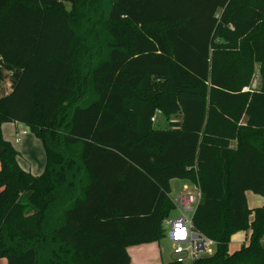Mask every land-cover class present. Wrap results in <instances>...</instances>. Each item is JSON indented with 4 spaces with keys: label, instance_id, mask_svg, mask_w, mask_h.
<instances>
[{
    "label": "trees",
    "instance_id": "obj_1",
    "mask_svg": "<svg viewBox=\"0 0 264 264\" xmlns=\"http://www.w3.org/2000/svg\"><path fill=\"white\" fill-rule=\"evenodd\" d=\"M0 55L21 70L0 96L4 264H129L165 237L174 178L200 190L192 228L215 245L162 264H264L246 199L264 194V0H0ZM12 121L40 139L39 174Z\"/></svg>",
    "mask_w": 264,
    "mask_h": 264
},
{
    "label": "crops",
    "instance_id": "obj_2",
    "mask_svg": "<svg viewBox=\"0 0 264 264\" xmlns=\"http://www.w3.org/2000/svg\"><path fill=\"white\" fill-rule=\"evenodd\" d=\"M20 71V68L6 63L0 55V96L7 94L9 91H11L20 74ZM255 85H257L258 87L259 80L256 81L254 86ZM251 87L256 88L253 86ZM1 131L3 137L8 140L18 151V161L20 166L33 174H39L43 170L42 168H44V166L41 163L42 156L40 154L42 143L40 141L39 144L38 137H36L29 130L28 126L16 121L2 123ZM19 132L22 135L21 138L19 136ZM15 139H17L18 141H15ZM34 149H36V159L34 156ZM43 160L45 163L44 152ZM184 185L187 186V184ZM250 192L251 191H246V199L248 206L250 208L264 206V194L258 195ZM250 217H252V214ZM249 235V230H240L235 232L231 236L230 242L228 244L229 251L231 252L234 249H237L242 242L248 239ZM260 243L262 246H264V235L260 239ZM126 249L130 256L129 264H162V261L168 259V257L164 258L160 242L157 241L128 245ZM4 263L5 259L0 258V264Z\"/></svg>",
    "mask_w": 264,
    "mask_h": 264
},
{
    "label": "built area",
    "instance_id": "obj_3",
    "mask_svg": "<svg viewBox=\"0 0 264 264\" xmlns=\"http://www.w3.org/2000/svg\"><path fill=\"white\" fill-rule=\"evenodd\" d=\"M183 189L184 191L170 197L173 210H178L179 213L174 217L169 215L162 221L165 236L171 245L170 258L179 263L190 262L199 255L211 254L215 245L213 239L192 228V215L202 198L200 190L196 186H193L196 189L194 191L187 190L186 185Z\"/></svg>",
    "mask_w": 264,
    "mask_h": 264
},
{
    "label": "rangeland",
    "instance_id": "obj_4",
    "mask_svg": "<svg viewBox=\"0 0 264 264\" xmlns=\"http://www.w3.org/2000/svg\"><path fill=\"white\" fill-rule=\"evenodd\" d=\"M100 2L102 4H104L106 2V0H100ZM258 80H260V78H259L258 70H257V67H256L255 70H254L253 76H252L251 86L257 87V85L254 86V84ZM154 118H155L154 119V124L156 126L162 127V126L165 125V116L160 111H156V114H155V117ZM19 136H20V138L22 137V135H21L20 132H19ZM38 141H39V144H40L39 138H38ZM40 154L42 156L41 163L44 166L43 150H42V148L40 149ZM34 156H35V159H36V149H34ZM184 184H187V190H193V191L196 190V189H193V185L189 184L187 180L182 179V178H174V179H171L170 180V188H171V191L169 193V196L170 197H173L176 193L184 191V189H183V185ZM250 193H252V192H250ZM178 213H179L178 210H172L171 211V216L174 217ZM159 242H160V246H161V249L163 251V254H164V258L170 257L171 245H170V242H169L167 236L161 238Z\"/></svg>",
    "mask_w": 264,
    "mask_h": 264
}]
</instances>
